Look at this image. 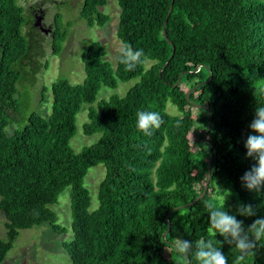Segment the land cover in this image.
I'll use <instances>...</instances> for the list:
<instances>
[{
	"label": "trees",
	"instance_id": "1",
	"mask_svg": "<svg viewBox=\"0 0 264 264\" xmlns=\"http://www.w3.org/2000/svg\"><path fill=\"white\" fill-rule=\"evenodd\" d=\"M110 1L120 7L118 39L142 47L146 63L126 71L119 60L105 59L102 42H90L82 53L84 82L54 81L45 118L23 110L19 92L24 75L33 86L40 71L34 65L40 40L24 32L37 29L18 0H0V211L7 231L0 264L23 230L48 224L56 234L67 232L50 206L69 188L73 240L63 247L70 264H198L191 253H178L185 239L212 240L232 264L237 253L211 229L208 206H224L245 230L264 216V189L250 191L240 180L256 163L245 140L256 105L264 104V0H83L81 19L91 28L106 26L111 18L101 8ZM66 36L53 31L55 55ZM133 80L124 96L99 100L102 89ZM169 103L178 115L167 111ZM84 105L83 133L100 138L76 152L71 141ZM142 109L160 113L151 135L135 126ZM193 134L200 138L195 151ZM98 165L106 173L92 209L85 180ZM209 165L208 191L193 204L205 190ZM227 192L236 195L234 208L220 201ZM241 203L256 215H239ZM241 264H264V245L257 243Z\"/></svg>",
	"mask_w": 264,
	"mask_h": 264
},
{
	"label": "rangeland",
	"instance_id": "2",
	"mask_svg": "<svg viewBox=\"0 0 264 264\" xmlns=\"http://www.w3.org/2000/svg\"><path fill=\"white\" fill-rule=\"evenodd\" d=\"M18 4L23 8L24 15L30 23L34 24L33 12L42 8L45 12L46 24L51 25L55 32L67 34L62 52L55 55L52 36L33 31L32 25L24 29L26 34L32 32L40 40V44L36 47L38 56L34 61V65L39 66L40 71L34 76L33 86L32 77L24 75L23 82L19 85L20 102L23 110L36 111L48 118L51 115L53 104L50 85L58 79H68L72 84L84 82L86 72L82 53L90 42H102L107 48L105 59L113 65L117 64L119 50L124 47L116 34L120 20V7L115 1H110L101 8V11L111 18L110 22L104 27L94 26L91 28L80 17L83 0H18ZM136 82L137 80L127 83L119 82L118 88L115 90L104 88L99 93V100L108 99L113 94L124 96ZM46 87L48 90L45 93L46 99H44L43 93ZM87 108L88 106L84 105L77 116L78 132L71 141V146L76 152L82 151L86 146L93 145L100 138L99 134L86 136L83 133L82 126L88 121ZM167 111L171 115L179 114L177 108L171 103L167 105ZM16 128L17 125L7 128L8 134L12 135ZM190 138L192 144L195 141H200L199 137L196 139L195 134ZM192 150H197L196 145L193 144ZM105 170L104 165H98L91 168L86 177L85 184L90 190L92 209H97L99 206L98 188L104 179ZM70 191V188L67 189L60 196L59 203L50 206L58 215V223L67 228V232L56 234L48 224L23 230L3 264H70V257L63 247L65 242L73 240ZM226 195H222L220 201L228 207L234 208L237 204L235 193ZM5 223L6 214L4 211H0V238L4 240H6L7 233ZM169 253L170 251L167 250V256Z\"/></svg>",
	"mask_w": 264,
	"mask_h": 264
},
{
	"label": "clouds",
	"instance_id": "3",
	"mask_svg": "<svg viewBox=\"0 0 264 264\" xmlns=\"http://www.w3.org/2000/svg\"><path fill=\"white\" fill-rule=\"evenodd\" d=\"M119 63L126 71H134L139 65L146 63L145 50L142 47L126 45L119 50ZM161 123V116L157 111L142 109L136 112L135 126L144 135H151ZM249 128L251 131L245 140L246 155L256 163L244 172L240 180L248 190L260 192L264 189V104L256 105ZM208 207L211 229L216 235L223 237L227 244L233 246L237 253L232 264H241L253 252L257 243L264 245V216L255 219L245 230L243 221L239 220L236 214L227 211L224 206L220 209L212 205ZM237 212L242 216L256 215V210L251 204L241 203ZM177 251L184 258H188L191 253L198 264H228L227 257L212 240H201L195 244L186 239L181 240Z\"/></svg>",
	"mask_w": 264,
	"mask_h": 264
},
{
	"label": "water",
	"instance_id": "4",
	"mask_svg": "<svg viewBox=\"0 0 264 264\" xmlns=\"http://www.w3.org/2000/svg\"><path fill=\"white\" fill-rule=\"evenodd\" d=\"M173 2V1H172ZM171 12V8H170V11L169 13ZM42 21H43V17H38L36 19V22L34 24L35 27H38L42 30V32L44 33H49L50 30H46L44 29V27L42 26ZM173 57V55H172ZM189 95V93L187 94V96ZM209 110V108H208ZM210 130V126H209V129L207 131ZM205 141L208 143V140L205 139ZM212 157H213V152H211L210 154V158H209V164H211V161H212ZM210 175H211V166L209 165V172H208V180H207V183H206V186H205V190L204 192L193 202V204H195L197 201H199L201 198H203L205 196V194L207 193L208 191V185H209V180H210ZM169 231V230H168ZM168 231L164 234V236L168 233Z\"/></svg>",
	"mask_w": 264,
	"mask_h": 264
},
{
	"label": "flooded vegetation",
	"instance_id": "5",
	"mask_svg": "<svg viewBox=\"0 0 264 264\" xmlns=\"http://www.w3.org/2000/svg\"><path fill=\"white\" fill-rule=\"evenodd\" d=\"M33 15H34V24H35L36 19L38 17H43L42 26L44 27V29L50 30L49 33L46 34V33L42 32V30L40 28L34 26L37 29V31L40 32L41 34H45V35H48V36H53L54 29H53V27L51 25L46 24V22H45V18L46 17H45L44 10H42V8L36 9L33 12Z\"/></svg>",
	"mask_w": 264,
	"mask_h": 264
},
{
	"label": "built area",
	"instance_id": "6",
	"mask_svg": "<svg viewBox=\"0 0 264 264\" xmlns=\"http://www.w3.org/2000/svg\"><path fill=\"white\" fill-rule=\"evenodd\" d=\"M199 68H200V67H199ZM199 68H198V69H199Z\"/></svg>",
	"mask_w": 264,
	"mask_h": 264
}]
</instances>
